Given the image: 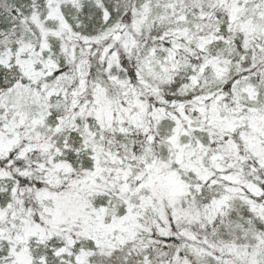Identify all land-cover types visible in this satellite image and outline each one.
<instances>
[{
    "label": "snow or ice",
    "instance_id": "6c2138e0",
    "mask_svg": "<svg viewBox=\"0 0 264 264\" xmlns=\"http://www.w3.org/2000/svg\"><path fill=\"white\" fill-rule=\"evenodd\" d=\"M0 264H264V0H0Z\"/></svg>",
    "mask_w": 264,
    "mask_h": 264
}]
</instances>
